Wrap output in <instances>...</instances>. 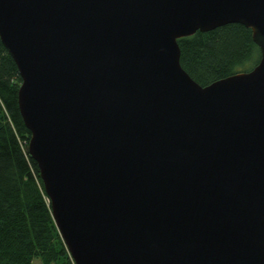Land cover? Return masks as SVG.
Listing matches in <instances>:
<instances>
[{"label": "water", "instance_id": "1", "mask_svg": "<svg viewBox=\"0 0 264 264\" xmlns=\"http://www.w3.org/2000/svg\"><path fill=\"white\" fill-rule=\"evenodd\" d=\"M251 30L197 84L178 37ZM51 216L74 264H264V0H0Z\"/></svg>", "mask_w": 264, "mask_h": 264}, {"label": "trees", "instance_id": "2", "mask_svg": "<svg viewBox=\"0 0 264 264\" xmlns=\"http://www.w3.org/2000/svg\"><path fill=\"white\" fill-rule=\"evenodd\" d=\"M251 38V30L233 22L178 37L179 64L199 85L249 70L259 58ZM16 71L0 42V264H74L27 149Z\"/></svg>", "mask_w": 264, "mask_h": 264}]
</instances>
